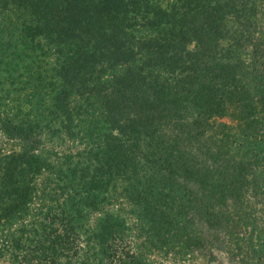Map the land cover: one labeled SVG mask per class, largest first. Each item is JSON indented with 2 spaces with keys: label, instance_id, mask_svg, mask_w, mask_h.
Masks as SVG:
<instances>
[{
  "label": "trees",
  "instance_id": "obj_1",
  "mask_svg": "<svg viewBox=\"0 0 264 264\" xmlns=\"http://www.w3.org/2000/svg\"><path fill=\"white\" fill-rule=\"evenodd\" d=\"M1 105L0 264H145L111 199L169 249L245 234L227 201L264 197V0H0Z\"/></svg>",
  "mask_w": 264,
  "mask_h": 264
},
{
  "label": "rangeland",
  "instance_id": "obj_2",
  "mask_svg": "<svg viewBox=\"0 0 264 264\" xmlns=\"http://www.w3.org/2000/svg\"><path fill=\"white\" fill-rule=\"evenodd\" d=\"M250 61V58H248ZM251 67H249L250 69ZM6 106H0V114L4 111L6 112ZM6 114V113H3ZM235 115V110L229 108V114L222 116L221 118H217V121H224L227 123L234 124L236 123L232 118ZM237 137L241 136L240 132L237 130ZM240 138L237 140L239 141ZM66 145H71L69 142H65ZM0 145L1 148L7 149L10 147V142L8 143L2 135H0ZM238 146L241 147L240 143ZM78 145H73V148H78ZM234 147V145H233ZM264 147V142L261 143L260 148ZM246 150V148H242ZM240 157V156H237ZM256 171H259L256 174L255 185H252V190H259L264 193V171L262 169L257 168ZM259 184V187L257 186ZM246 201L245 204H236L233 201H227L229 207L228 209L231 212L232 220H240L238 223L245 224L246 232L243 234V230L241 232H237V234L232 233H224L220 235V240L218 243L211 244L206 248L195 249L192 246H184L181 242L179 248L177 249H169L167 247H162L160 242L154 239H145L144 232L139 234V223L134 220V217L131 215V211L136 209L135 206L130 204L128 201H123L121 204L118 203L117 200L111 199L110 202L104 204L102 209L104 211H108L111 213H116L119 215L120 219L124 223V228H128V233L134 231L135 236H131L127 239L126 244L131 249L136 250L142 253L143 263L145 264H238V259L243 255H249L250 251L248 247H250V241L253 242V246L255 247L257 243H259V239L262 238L261 229L262 223H260V218L264 217V197L259 198V200L255 199L253 193L248 191L246 193ZM91 215L94 216V213ZM93 216H90L89 221L92 222ZM191 216V215H190ZM179 220L184 218L186 221L184 222L186 225V231L190 235L200 236V242L205 243L209 241L211 238L208 236V233H212V230H208L205 223L201 222V219L195 217L190 221L186 216L177 217ZM183 221V220H182ZM264 223V222H263ZM257 228V230H255ZM255 230V231H253ZM255 233V236L251 235V232ZM126 232V231H125ZM144 237V238H143ZM223 240H226L223 242ZM209 245V244H208ZM239 246L241 248L239 249ZM252 246V244H251ZM128 249L127 246H124Z\"/></svg>",
  "mask_w": 264,
  "mask_h": 264
}]
</instances>
